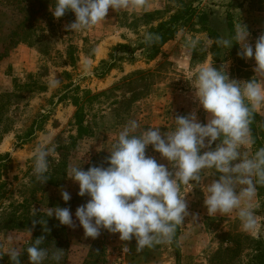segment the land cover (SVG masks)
I'll use <instances>...</instances> for the list:
<instances>
[{
    "label": "rangeland",
    "instance_id": "374dc122",
    "mask_svg": "<svg viewBox=\"0 0 264 264\" xmlns=\"http://www.w3.org/2000/svg\"><path fill=\"white\" fill-rule=\"evenodd\" d=\"M54 5L55 0H0V264H13L7 254L11 248L19 253V264H29L25 249L38 232L48 252L43 264H264V207L258 195L252 202V231L242 228L235 213H207L202 189L219 173L205 176L202 171L199 184L181 186L189 214L177 226L176 237L142 250L134 238L121 241L118 233L104 229L95 239L86 237L75 211L90 197L79 196L78 184L67 176L71 166L85 171L107 167L109 151L129 121L138 123L136 135L150 127H160L162 134L171 131L177 116L192 113L207 123L210 114L191 82L202 65H214L217 37L199 25L198 17L213 11L211 25L217 28L229 13L235 29L240 24L247 28L248 43L254 46L264 35V0H144L142 8L109 9L104 21L76 31L67 28L75 14L56 19ZM185 7L195 8L196 29L181 27L154 53L155 28ZM119 45L134 48V56ZM220 59L230 79L264 76L255 72L253 58H244L247 68L241 71L224 50ZM257 112L264 117V109ZM41 145L54 149L44 183L34 174V155ZM246 151L254 154L253 146ZM146 155L175 171L151 145ZM63 190L71 195L68 202ZM57 207L70 209L75 227L50 216ZM57 249L58 262L53 259Z\"/></svg>",
    "mask_w": 264,
    "mask_h": 264
},
{
    "label": "clouds",
    "instance_id": "9594fccd",
    "mask_svg": "<svg viewBox=\"0 0 264 264\" xmlns=\"http://www.w3.org/2000/svg\"><path fill=\"white\" fill-rule=\"evenodd\" d=\"M143 6L144 0H55L51 12L56 19L66 12L74 13L75 21L67 28L76 31L101 23L109 9ZM248 37L247 28L240 24L234 35L219 38L216 44L226 49L239 44L238 55L253 58L255 72L264 73V35L256 39L254 46L248 43ZM57 83L53 79V86ZM191 83L199 104L210 114L207 123L198 122L192 113L177 116L171 131L162 134L160 127H150L136 135L139 125L132 120L119 132L109 151L107 167L90 166L85 171L80 165L68 169L67 176L78 184V195L90 197L75 211L86 237L95 239L104 229L118 233L121 241L134 238L138 250L171 241L177 226L189 214L181 186H193L192 181L199 184L202 171L205 176L220 174L202 189L208 215L235 213L245 231L255 229L252 202L257 186L264 185V147L252 155L246 149L254 143L249 127L252 112L264 109V79L237 81L207 63L198 69ZM218 139L220 143L214 149L201 151L211 149ZM149 145L170 162L174 172L146 155ZM52 151L43 145L35 151L34 174L41 183L48 180ZM61 196L64 202L71 199L66 190ZM53 210L50 216L54 215L61 225L76 226L69 208ZM43 240L40 237L27 248L29 264H43L48 256L47 250L40 247ZM7 254L13 264H19L15 248ZM53 259H61L59 249Z\"/></svg>",
    "mask_w": 264,
    "mask_h": 264
},
{
    "label": "trees",
    "instance_id": "16d2710c",
    "mask_svg": "<svg viewBox=\"0 0 264 264\" xmlns=\"http://www.w3.org/2000/svg\"><path fill=\"white\" fill-rule=\"evenodd\" d=\"M213 11L203 12L198 17V23L202 26L203 29L209 30L212 34H214L217 39L219 38H229L232 35H234L235 32V24L234 21L229 13L226 12V16L223 18L225 19V23L217 27L213 28L211 25V15ZM219 16L221 17V13L219 12ZM195 8L194 7H185L184 10L180 11L179 13H175L167 20H162L158 26L155 28V37L150 42V46H152V49L154 50V53L157 52L167 41L174 39L181 27H185L188 24L192 26L193 29H196L195 21ZM221 27V28H220ZM223 27V28H222ZM119 48L123 49L127 54H131V56H134L135 49L131 48L129 45H119ZM222 50L225 51V53L235 62V68H237L239 71L244 70V68H247V65L245 63L244 58L238 55V52H240L239 44L234 43L233 46L229 49H226L222 46H219L216 44V41L213 45L212 54H213V67H215L218 70H223V67L221 65V59H220V53ZM115 55H112V60H114ZM107 69L112 67V62L107 63ZM4 96L0 95V99H2ZM250 132L252 135V138L254 140L253 146V152L255 153L256 150H258L261 147H264V117L260 115L257 111H253L252 115L250 117ZM257 195L260 199V202L262 203L264 207V185H258L257 186ZM44 219L43 216L39 217L40 219ZM36 238L30 243L29 246L33 245L35 240L43 237V234L41 232L36 233ZM176 237V233L174 234V238ZM28 246V247H29ZM45 244L43 242L40 244V247L45 249ZM26 247V252L27 248ZM176 247V253H179L178 247ZM22 255V254H21ZM26 255L22 256V258H25ZM263 256H264V250H263ZM47 264V263H44ZM62 264V263H61ZM84 264H95L93 260H88Z\"/></svg>",
    "mask_w": 264,
    "mask_h": 264
},
{
    "label": "crops",
    "instance_id": "0c3cea01",
    "mask_svg": "<svg viewBox=\"0 0 264 264\" xmlns=\"http://www.w3.org/2000/svg\"><path fill=\"white\" fill-rule=\"evenodd\" d=\"M214 1L219 2V3H233V2H237L239 0H214ZM261 79H264V76H262Z\"/></svg>",
    "mask_w": 264,
    "mask_h": 264
}]
</instances>
